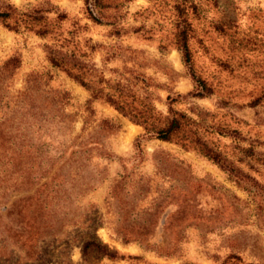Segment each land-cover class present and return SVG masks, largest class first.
<instances>
[{
    "label": "rangeland",
    "instance_id": "374dc122",
    "mask_svg": "<svg viewBox=\"0 0 264 264\" xmlns=\"http://www.w3.org/2000/svg\"><path fill=\"white\" fill-rule=\"evenodd\" d=\"M192 4L98 0L94 22L83 0H0L47 25L0 22V264H264V0ZM182 19L200 97L174 44ZM54 42L103 92L160 122L183 113L225 169L140 138L50 65Z\"/></svg>",
    "mask_w": 264,
    "mask_h": 264
},
{
    "label": "trees",
    "instance_id": "16d2710c",
    "mask_svg": "<svg viewBox=\"0 0 264 264\" xmlns=\"http://www.w3.org/2000/svg\"><path fill=\"white\" fill-rule=\"evenodd\" d=\"M183 1H188L190 3V6L193 7L192 0ZM83 4L88 18L94 22H100V20L96 18L93 13V9L95 8V5L98 4V0H83ZM179 6L182 7L183 5L177 4L175 9L177 10L178 15H181L183 14V12L182 8ZM11 17V11H9L7 7L0 10V22L4 27L8 29L17 31L21 23L26 27L31 26L30 24L32 23H35L38 25L36 34L43 36L47 33V25L44 24V21L42 20L43 18ZM181 17L183 18V15H181ZM181 25L182 26L175 32L174 44L176 46V49L178 50L181 61L190 70L192 80L196 84L191 95L200 97L204 93L205 84L192 72L191 53L187 43L188 35L186 23L183 19L181 20ZM61 40H64V38H62ZM59 48H61V45L56 44L55 42L53 47H51V45L46 46V58L50 65L59 68L70 78L78 82L81 86L85 87L90 92V95L93 98H102L121 114L127 115L131 119L137 121L143 129V134L139 136L140 138L145 140L156 139L166 142H173L179 145L181 148L194 149L214 164H217L220 168L222 167V169H225L222 166L224 159L220 154L212 152L211 150L205 148L202 143L193 138V132H190V130H188L190 121L183 113L173 111L168 118L160 122L158 117H156L152 112V107L144 106L145 109H137L129 103V101L127 100L128 96L123 94L121 91L117 89L115 90L114 88L110 87V90L108 92H103L102 88L93 86V82L86 78L87 75L81 70L82 67L79 66L78 63H76L75 58L73 56H65V54L60 52ZM73 54L74 53L72 52V55ZM172 100L173 98L170 99V101ZM138 145L139 140L135 143L136 147H138ZM254 160H260V163L264 164V156L262 158L259 156H254ZM84 246H86V244Z\"/></svg>",
    "mask_w": 264,
    "mask_h": 264
}]
</instances>
